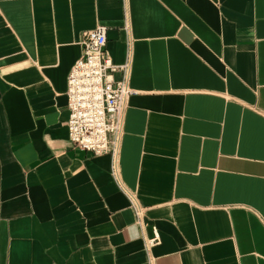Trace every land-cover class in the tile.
Listing matches in <instances>:
<instances>
[{
    "label": "crops",
    "instance_id": "0c3cea01",
    "mask_svg": "<svg viewBox=\"0 0 264 264\" xmlns=\"http://www.w3.org/2000/svg\"><path fill=\"white\" fill-rule=\"evenodd\" d=\"M97 25L129 62L119 168L141 225L110 156L68 142ZM0 264H264V0H0Z\"/></svg>",
    "mask_w": 264,
    "mask_h": 264
},
{
    "label": "built area",
    "instance_id": "2783aa9c",
    "mask_svg": "<svg viewBox=\"0 0 264 264\" xmlns=\"http://www.w3.org/2000/svg\"><path fill=\"white\" fill-rule=\"evenodd\" d=\"M106 41L103 25L81 34V54L66 79L68 142L92 155L110 156V176L128 198L136 222L141 225L142 209L125 186L119 168L124 113L133 93L128 84L129 62L113 63L106 51ZM115 72L120 73L117 80L112 77Z\"/></svg>",
    "mask_w": 264,
    "mask_h": 264
}]
</instances>
